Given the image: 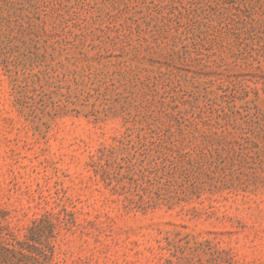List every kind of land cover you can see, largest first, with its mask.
Wrapping results in <instances>:
<instances>
[{"label":"rangeland","instance_id":"obj_1","mask_svg":"<svg viewBox=\"0 0 264 264\" xmlns=\"http://www.w3.org/2000/svg\"><path fill=\"white\" fill-rule=\"evenodd\" d=\"M21 242L264 264V0H0V255Z\"/></svg>","mask_w":264,"mask_h":264},{"label":"trees","instance_id":"obj_2","mask_svg":"<svg viewBox=\"0 0 264 264\" xmlns=\"http://www.w3.org/2000/svg\"><path fill=\"white\" fill-rule=\"evenodd\" d=\"M18 245L20 247L19 250L11 249L7 246L2 247L4 254L0 255V264H30L33 262H39L38 258H35L25 252L26 250L31 249L26 242H21ZM39 256L44 257V259L47 258V255L45 254ZM40 264H47V262Z\"/></svg>","mask_w":264,"mask_h":264}]
</instances>
